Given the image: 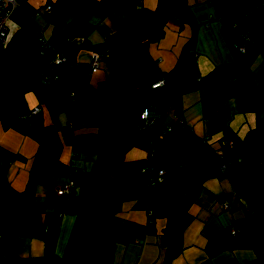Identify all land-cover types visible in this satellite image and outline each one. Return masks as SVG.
I'll use <instances>...</instances> for the list:
<instances>
[{
    "label": "crops",
    "instance_id": "0c3cea01",
    "mask_svg": "<svg viewBox=\"0 0 264 264\" xmlns=\"http://www.w3.org/2000/svg\"><path fill=\"white\" fill-rule=\"evenodd\" d=\"M0 59V264H68L94 213L99 153L115 156L106 250L85 264L161 263V235L188 194L195 217L172 264H264V187L246 172L264 164V0H16ZM49 63L56 84L42 80ZM148 104L172 125L166 137L138 128ZM220 155L232 160L226 175ZM151 162L166 170L159 193Z\"/></svg>",
    "mask_w": 264,
    "mask_h": 264
},
{
    "label": "trees",
    "instance_id": "16d2710c",
    "mask_svg": "<svg viewBox=\"0 0 264 264\" xmlns=\"http://www.w3.org/2000/svg\"><path fill=\"white\" fill-rule=\"evenodd\" d=\"M225 24L227 30L235 29L239 26L237 22L230 20ZM114 159L115 156L113 154L99 153L94 161L92 170L94 213L82 217L71 245L67 259L68 264H85L89 260L101 257L106 250L104 234L110 214L108 181ZM246 172L255 175L261 173L260 182L264 187V164H248L246 165ZM196 202L197 197L193 194H188L177 213L174 226L170 231L161 235V243L164 246L165 254L163 261L156 264H172V259L184 250L183 234L186 227L195 217L191 209ZM14 229L16 233L21 234H42L40 227L28 224H16L14 225ZM224 264H239V262L236 259H231Z\"/></svg>",
    "mask_w": 264,
    "mask_h": 264
},
{
    "label": "built area",
    "instance_id": "2783aa9c",
    "mask_svg": "<svg viewBox=\"0 0 264 264\" xmlns=\"http://www.w3.org/2000/svg\"><path fill=\"white\" fill-rule=\"evenodd\" d=\"M125 2H129L130 0H124ZM16 0H0V43L5 41L6 38V29H7V21L11 17V14L15 8ZM141 8L138 7V9ZM52 7H48V12H51ZM131 13L133 12L130 10ZM39 55L45 56L48 52L52 49L50 43L44 38L42 33H39ZM246 41H251L252 36L250 34L245 35ZM238 50H245L246 45L235 46ZM61 58L58 59L60 61ZM56 62V61H55ZM0 66H1V59H0ZM99 68V58L94 56L91 65H90V74L96 73ZM42 80L45 84H56L59 81L58 75H55L52 71V64L49 63L45 65L41 70ZM165 84L164 79L158 80L156 83L153 84V88L157 89ZM39 111V108H35L31 110L29 113L24 115V118L33 117ZM162 118V114L159 113L155 104H148L141 110V122L138 124V128L140 130H148L154 127H158L160 130L161 138L166 137L172 131V125H165L162 126L159 124L160 119ZM176 120L183 125L184 119L180 112H178L175 116ZM150 157L153 156V149L152 143L150 142ZM232 163V160L220 155V162H219V170L222 175H226L228 173V167ZM145 172L149 175L150 183L154 184L157 179H160L166 172V170L162 167H158L155 163L151 162ZM73 174L76 175V170H73ZM76 185V182L73 178H71L67 185H65L59 192L68 193L71 189ZM151 214V211H150ZM4 255V254H3ZM5 264H13L10 260H5Z\"/></svg>",
    "mask_w": 264,
    "mask_h": 264
},
{
    "label": "rangeland",
    "instance_id": "374dc122",
    "mask_svg": "<svg viewBox=\"0 0 264 264\" xmlns=\"http://www.w3.org/2000/svg\"><path fill=\"white\" fill-rule=\"evenodd\" d=\"M149 180V179H148ZM149 182V186L152 188V189H157L158 193L161 189H163L162 186L159 185V182L156 180L155 183L153 185H151L150 181ZM247 223V222H246Z\"/></svg>",
    "mask_w": 264,
    "mask_h": 264
}]
</instances>
